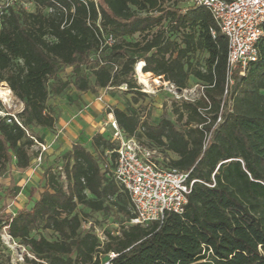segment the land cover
<instances>
[{
	"label": "trees",
	"instance_id": "1",
	"mask_svg": "<svg viewBox=\"0 0 264 264\" xmlns=\"http://www.w3.org/2000/svg\"><path fill=\"white\" fill-rule=\"evenodd\" d=\"M101 32L112 33L114 42L99 51ZM134 34L140 39L130 40ZM257 48L255 61L233 71L223 100L227 40L201 6L0 0V83L22 103L17 113L0 115V179H7L0 181V231L32 252L24 264H99V254L108 251L117 253L112 264H264V34ZM198 51L206 53L203 64L193 60ZM140 59L143 72L162 75L178 89L189 87L190 77L202 89L194 101L174 102L176 122L164 115L139 124L135 111L113 108L126 135L175 154L167 166L196 179L183 212H167L146 226L127 224L133 216L128 193L103 167L113 166L117 144L103 132L91 136V149L75 142L62 154L61 171L44 169L38 196L32 187L25 205L8 211L19 192L11 173L28 167L38 153L35 141L43 142L32 129H52L56 121L50 99L67 86L95 93L126 84L125 92L142 95L133 78ZM67 68L70 77L62 79L59 72ZM222 101L221 121L213 127ZM93 213L103 216L102 243L92 229L81 228L85 219L100 224ZM0 264H9L1 240Z\"/></svg>",
	"mask_w": 264,
	"mask_h": 264
},
{
	"label": "built area",
	"instance_id": "2",
	"mask_svg": "<svg viewBox=\"0 0 264 264\" xmlns=\"http://www.w3.org/2000/svg\"><path fill=\"white\" fill-rule=\"evenodd\" d=\"M189 4L207 9L216 27L227 40V82L222 94V99L225 100L233 82V71L236 68L242 71L250 62L257 59V43L264 34L262 27L264 0H189ZM210 33L214 36L215 29L210 28ZM99 38V51L114 42L112 33L101 32ZM144 65L145 61L140 59L135 62L133 67V78L139 91L152 94L160 86L178 101H194L203 96L201 91L199 96L190 97L188 95L190 87L178 89L170 81H165L162 75L154 76L156 81L145 85L139 80V74L143 72ZM116 68L114 66V70ZM110 90L125 91L127 85L103 88V92ZM102 95L103 93L99 94L96 99L102 101ZM105 108L108 116V121L105 124L112 128L111 139L116 142L117 146L113 150L115 152L113 166L109 167L107 164H103V167L109 168V173L114 181L128 193L133 216L127 224L146 226L154 221L161 222L167 212L182 213L187 202V194L196 179L189 178V171L163 166L159 162L157 150L143 145L135 135H126L118 126L110 105L106 104ZM222 108L223 101L213 122V127L221 121ZM35 142L38 153L34 157V161L40 164L42 156L48 150V145ZM106 154L108 155L110 152H106ZM117 226L118 224L114 225V227ZM81 228L92 229L101 243L106 239L104 228L98 227L90 219L83 220ZM0 240L8 254L9 264H24L26 258H34L28 247L10 236L5 228L0 231ZM116 254L114 251H108L104 255L99 254V264H112L111 259Z\"/></svg>",
	"mask_w": 264,
	"mask_h": 264
},
{
	"label": "crops",
	"instance_id": "3",
	"mask_svg": "<svg viewBox=\"0 0 264 264\" xmlns=\"http://www.w3.org/2000/svg\"><path fill=\"white\" fill-rule=\"evenodd\" d=\"M146 73L149 74H143L147 76V78L153 75L150 72ZM116 92H118L121 96H117ZM101 93H103L102 101H98L96 96ZM152 95L153 94L148 93L136 95L133 92L119 90L103 92V88L99 89L95 93L89 91L83 92L79 94V98L85 103V105L83 106V110L77 113V115L73 112V104L68 105L64 103L59 96L55 97L54 100L50 99V102L53 101L52 103L57 105V118L52 129H43L40 131L43 138L42 143L48 145V150L44 153V157H49L51 159L59 153L69 151L75 142H80L82 144L86 143L84 146H89L88 149H91L90 140L94 133L103 132L104 134H111L109 131V128L111 127L105 124L108 121L106 108L104 111V117L103 115H100L102 114V109L106 104L110 105L112 109L117 107L119 109H129L135 111L139 116V124L143 122H147L149 124L156 123L157 121L148 119L147 116L150 107L149 98H154ZM139 140L143 145L157 150L156 147H151L144 138ZM158 154L159 162L165 167H168L167 162L169 158H176V155L171 152H167V155L164 156L161 155L160 152H158ZM13 172L14 173H11V176L17 186L21 185V183L27 179H29V181H35L36 179V184L33 183L34 186H31V188H37V185L42 177L37 174L35 170H32L30 165L26 168L17 169ZM38 191L40 190L37 188V192L35 193L36 196H38ZM12 202L16 204H9V208L10 211L14 213L17 209L23 207L27 200H23L20 204L15 202V200Z\"/></svg>",
	"mask_w": 264,
	"mask_h": 264
},
{
	"label": "rangeland",
	"instance_id": "4",
	"mask_svg": "<svg viewBox=\"0 0 264 264\" xmlns=\"http://www.w3.org/2000/svg\"><path fill=\"white\" fill-rule=\"evenodd\" d=\"M172 1H176L177 5L182 7L185 6L187 4H189V0H172ZM172 38L178 39V35L175 33H171L169 32ZM140 36L137 34H134L132 37H130V40H139ZM206 56V53L203 51H198L194 54L193 56V60L194 61H198L200 64H203L204 58ZM70 70L71 68H67L66 70H61L59 72V75L62 77V79H68L70 77ZM195 79L193 77H190L189 79V90H188V95L190 97L193 96H199L201 94V88L199 85H196L195 83ZM4 84V83H0ZM117 96H121L118 92ZM79 94L78 92H75L73 90L70 89V86H67L65 88V90L63 91V93L59 96L62 101L68 105L73 104V112L79 113L83 110V106L85 105V103L79 98ZM154 98H149V102H150V107L148 110V119H151L153 121H158V119L161 116H167L169 119H171L173 122H176V114L173 113V107H174V102H177L178 100L174 99L173 96L167 91L165 90L163 87H158L157 90L155 89V92L152 93ZM52 100H54V98H52ZM56 100V99H55ZM53 101H51L52 107L55 109V111H57V105L52 103ZM22 108V103L18 102L16 100V98L13 96L12 94V99L9 102H4L1 98H0V115H4L6 113V111H10L11 114H15L18 111H20ZM104 111H105V107L102 109V114L104 117ZM33 132L35 134H39L41 130H43L42 128L39 127H35L34 129H32ZM109 131L112 132V129L109 128ZM88 143V142H87ZM84 145H86V143H83ZM37 145L34 146V149L37 150ZM86 148H89V146H86ZM157 151L160 152L161 155L164 156L163 151H161L159 148H157ZM62 153H59L58 155H56L54 158H49V157H44V155L42 156V162L40 164H37L34 161V158L31 160L30 166L32 170H35V172L39 175L42 176V173L44 171L45 168L48 167H52L53 170L61 171V158H62ZM166 165V164H165ZM14 173V172H12ZM33 173V172H32ZM1 182H7V179H0ZM33 183L36 184V179L35 181H29V179L25 180L23 183H21V185L19 186V192L17 193L15 202H18L19 204L23 202V200H27L28 199V190L29 188H31V186H34ZM42 183L43 182H39V184L37 185L39 190H42ZM36 196V195H35ZM14 201V200H13ZM1 203V200H0ZM10 204L15 205L12 201ZM12 209V208H11ZM78 210L80 212H82L83 210H86L82 207H78ZM8 211H10V208L8 206ZM90 218L94 219L96 222L100 224L97 225L98 227L102 228V222H104L103 216L98 214V213H93L90 215ZM104 224V223H103ZM106 224V223H105ZM113 227H109L110 230H112ZM44 235L48 238L52 237V234L49 231H43ZM4 256L6 255V253H2Z\"/></svg>",
	"mask_w": 264,
	"mask_h": 264
},
{
	"label": "bare ground",
	"instance_id": "5",
	"mask_svg": "<svg viewBox=\"0 0 264 264\" xmlns=\"http://www.w3.org/2000/svg\"><path fill=\"white\" fill-rule=\"evenodd\" d=\"M139 80H140V82L144 83L145 85H149L151 82L156 81V79L154 78L153 75H151V77L147 78V76H145L143 73L139 74ZM0 98L4 102H9L12 99V93H11L9 87L5 83L0 85Z\"/></svg>",
	"mask_w": 264,
	"mask_h": 264
},
{
	"label": "water",
	"instance_id": "6",
	"mask_svg": "<svg viewBox=\"0 0 264 264\" xmlns=\"http://www.w3.org/2000/svg\"><path fill=\"white\" fill-rule=\"evenodd\" d=\"M6 84V83H5ZM7 85V84H6Z\"/></svg>",
	"mask_w": 264,
	"mask_h": 264
}]
</instances>
